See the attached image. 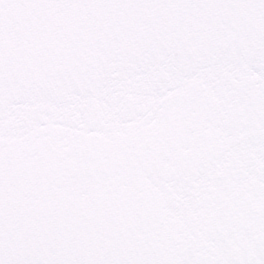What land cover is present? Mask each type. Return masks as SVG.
Segmentation results:
<instances>
[{"label": "snow or ice", "instance_id": "1", "mask_svg": "<svg viewBox=\"0 0 264 264\" xmlns=\"http://www.w3.org/2000/svg\"><path fill=\"white\" fill-rule=\"evenodd\" d=\"M0 264H264V0H0Z\"/></svg>", "mask_w": 264, "mask_h": 264}]
</instances>
